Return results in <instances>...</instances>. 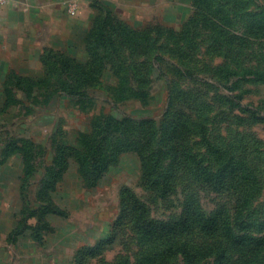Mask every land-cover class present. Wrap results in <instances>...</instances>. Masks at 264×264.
Listing matches in <instances>:
<instances>
[{
  "label": "rangeland",
  "instance_id": "374dc122",
  "mask_svg": "<svg viewBox=\"0 0 264 264\" xmlns=\"http://www.w3.org/2000/svg\"><path fill=\"white\" fill-rule=\"evenodd\" d=\"M0 264H264V0H0Z\"/></svg>",
  "mask_w": 264,
  "mask_h": 264
},
{
  "label": "trees",
  "instance_id": "16d2710c",
  "mask_svg": "<svg viewBox=\"0 0 264 264\" xmlns=\"http://www.w3.org/2000/svg\"><path fill=\"white\" fill-rule=\"evenodd\" d=\"M99 37H100L101 41L104 40L103 36L100 35ZM89 54L91 55L90 51H89ZM94 91H96V90H94V88H89V87L83 88L81 86L80 87L79 86H73V87L70 86L69 89L63 90L64 93L61 94L60 96H62L64 99L67 98V100H70L71 102H74V103H84L88 100H91V99H89V97L91 96V94H93ZM55 94L57 96L59 95L57 93H55ZM6 101L11 103L7 97H6ZM111 118H114V117H111ZM114 119L116 121H119L118 117H115ZM78 133H79V139L77 137L74 141L71 139L66 140L65 147L68 148V150H70V151L71 150L72 151L82 150L83 145L86 144L85 142L83 144L80 139H81L82 135L84 137H87L88 133L82 132V131H79ZM20 141L31 142V140L28 138H20ZM14 146H15V148L11 151L23 150V155H25V153H27L26 148L22 146V143H21V145L20 144L19 145L14 144ZM41 147L43 148V146H41ZM86 159H87L86 156H84V160H86ZM79 165L81 166L82 162H79ZM139 220H140L139 226L141 225L144 232L149 233V235H152V231L157 230V228L160 231H164V232L169 233V232L174 231L178 227L177 224H175V225H171V224L160 225L159 224L158 226H156L151 221H147L145 215H141L139 217ZM194 222H195V224H196V226H197V228L201 234L209 235V234H216L217 232H220L229 242L233 243L234 245L242 244L241 242H244V240H245V238L243 236L232 234L229 224L227 222L224 223L223 221L219 220L216 215H214V216H203V215L198 216L197 215L195 217ZM217 251L219 253L220 258H223L224 257V250H222V249L215 250V252H217ZM176 252H177V249H174L171 251V254L174 255ZM208 253H212V251L207 252V254Z\"/></svg>",
  "mask_w": 264,
  "mask_h": 264
}]
</instances>
